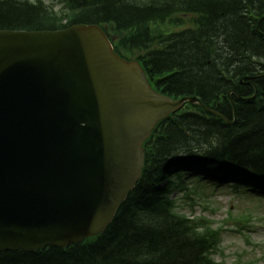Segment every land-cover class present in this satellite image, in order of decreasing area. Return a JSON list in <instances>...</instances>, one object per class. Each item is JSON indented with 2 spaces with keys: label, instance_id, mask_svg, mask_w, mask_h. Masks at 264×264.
Returning a JSON list of instances; mask_svg holds the SVG:
<instances>
[{
  "label": "trees",
  "instance_id": "trees-1",
  "mask_svg": "<svg viewBox=\"0 0 264 264\" xmlns=\"http://www.w3.org/2000/svg\"><path fill=\"white\" fill-rule=\"evenodd\" d=\"M0 0V29L98 24L115 50L140 60L151 84L198 96L234 123L189 104L144 144L142 175L100 234L66 247L0 250V264H215L222 227L181 214L174 192L209 183L264 195V0ZM182 16H191L189 27ZM240 177H232L233 175Z\"/></svg>",
  "mask_w": 264,
  "mask_h": 264
},
{
  "label": "water",
  "instance_id": "water-1",
  "mask_svg": "<svg viewBox=\"0 0 264 264\" xmlns=\"http://www.w3.org/2000/svg\"><path fill=\"white\" fill-rule=\"evenodd\" d=\"M178 101L101 27L0 30V250L103 232L138 182L143 142Z\"/></svg>",
  "mask_w": 264,
  "mask_h": 264
},
{
  "label": "rangeland",
  "instance_id": "rangeland-1",
  "mask_svg": "<svg viewBox=\"0 0 264 264\" xmlns=\"http://www.w3.org/2000/svg\"><path fill=\"white\" fill-rule=\"evenodd\" d=\"M44 1L59 9V5L53 1ZM184 19L183 26L191 25L190 17L187 16ZM164 29L171 31L174 27L166 24ZM201 190L205 193L201 199L199 195H193L197 204L188 200L189 198H181L179 210L189 215L211 216L218 225L227 223V230L223 233L219 251L214 254L218 264H235L236 262L244 264L250 261L255 264H264V197L235 194L226 186L222 188L205 186ZM177 196H181V192H178ZM239 216L252 217L249 223L241 224L240 231L236 230L235 223L236 217ZM228 217L230 220L226 221Z\"/></svg>",
  "mask_w": 264,
  "mask_h": 264
}]
</instances>
